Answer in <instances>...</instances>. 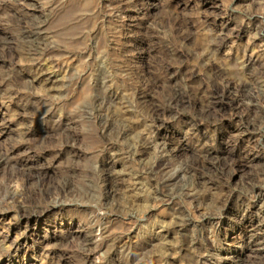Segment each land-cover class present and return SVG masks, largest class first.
<instances>
[{
	"label": "rangeland",
	"instance_id": "1",
	"mask_svg": "<svg viewBox=\"0 0 264 264\" xmlns=\"http://www.w3.org/2000/svg\"><path fill=\"white\" fill-rule=\"evenodd\" d=\"M0 264H264V0H0Z\"/></svg>",
	"mask_w": 264,
	"mask_h": 264
},
{
	"label": "bare ground",
	"instance_id": "2",
	"mask_svg": "<svg viewBox=\"0 0 264 264\" xmlns=\"http://www.w3.org/2000/svg\"><path fill=\"white\" fill-rule=\"evenodd\" d=\"M26 44H27V46L31 49V50H33L34 51V53H39V51L41 50V48H42V43H43V41H41V39L38 37L39 35L38 34H36V33H34V32H30V33H26ZM43 39H45V37H43ZM42 39V40H43ZM45 44V43H44ZM44 46H46V44L44 45ZM50 46H48V48H49ZM47 48V47H46ZM31 52V51H30ZM50 65V64H49ZM237 89V88H236ZM235 89V90H236ZM238 89L239 90H241V88L238 86ZM228 90V89H227ZM177 91V90H176ZM174 92H175V90H174ZM241 93V92H240ZM181 94V93H180ZM180 94L179 93H177L176 95H175V98L174 99H171L170 101H173V102H175V103H177L178 102V100H175V99H177V98H180L179 96H180ZM230 94V93H229ZM234 95V94H233ZM236 95V94H235ZM173 96V95H172ZM227 96V95H226ZM230 97V96H229ZM233 97H235V96H233ZM188 98V97H187ZM214 98V97H213ZM181 99V98H180ZM218 100V99H217ZM184 101V100H183ZM182 102V101H181ZM170 104V103H169ZM180 105V104H179ZM170 106V105H169ZM178 106V105H177ZM175 107H176V105H175ZM182 107V106H181ZM211 107V106H210ZM171 108V107H170ZM178 108H179V106H178ZM212 108V107H211ZM221 109V108H220ZM155 110V109H154ZM177 110V109H176ZM172 111H174V109L172 110ZM208 111H209V109H208ZM207 111V112H208ZM154 112V111H153ZM211 112V111H210ZM258 112V111H257ZM157 113H159V112H157ZM157 113H155L154 115H156L157 117H158V115H157ZM262 114V113H261ZM261 118V117H260ZM259 118V119H260ZM158 121V120H157ZM256 123V122H255ZM206 155V154H205ZM202 160V159H201ZM212 164H214V163H212ZM188 166V165H187ZM221 166V165H220ZM223 167V165L221 166V168ZM219 169V168H218ZM222 170V169H221ZM194 170L192 169V167H187L186 169H184V171H183V173H187V172H193ZM225 171V170H224ZM176 173V172H175ZM174 174V173H173ZM172 174V175H173ZM177 174H179V173H177ZM170 175V174H169ZM167 176V175H166ZM179 176V175H178ZM168 177H170V176H168ZM174 177H175V175L171 178V180L173 179L174 180ZM177 177V176H176ZM106 179V178H105ZM107 180V179H106ZM112 180V179H111ZM167 181V180H166ZM170 181V180H169ZM171 182V181H170ZM112 183V182H111ZM116 186V185H115ZM113 187V186H112ZM114 188V187H113ZM41 189V188H40ZM111 189V188H110ZM9 191V190H8ZM23 191V190H22ZM38 191V190H37ZM109 191V190H108ZM21 192V191H20ZM43 191H41V193H42ZM46 192V191H45ZM85 192V191H84ZM112 192V194L114 193V191H111ZM109 193V192H108ZM12 194H14V193H12ZM18 194V193H17ZM22 194V193H21ZM24 194V193H23ZM32 194V193H31ZM45 194V193H44ZM83 194V193H82ZM108 195V194H107ZM44 197V196H43ZM108 197V196H107ZM108 203H109V200L107 201ZM35 204V203H34ZM26 210V209H25ZM25 212V211H24ZM29 213V212H28ZM40 213V212H39ZM34 214V213H33ZM30 216V215H29ZM95 239V238H94ZM92 242V241H91Z\"/></svg>",
	"mask_w": 264,
	"mask_h": 264
}]
</instances>
